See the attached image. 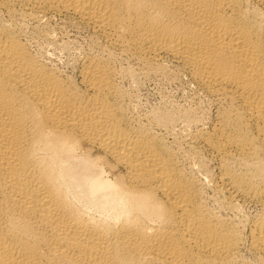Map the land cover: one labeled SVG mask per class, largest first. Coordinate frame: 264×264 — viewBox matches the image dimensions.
Masks as SVG:
<instances>
[{
  "label": "bare ground",
  "instance_id": "obj_1",
  "mask_svg": "<svg viewBox=\"0 0 264 264\" xmlns=\"http://www.w3.org/2000/svg\"><path fill=\"white\" fill-rule=\"evenodd\" d=\"M14 5L105 51L71 77L0 20V264H264V0H0ZM117 54L214 104L191 136L214 173L131 118Z\"/></svg>",
  "mask_w": 264,
  "mask_h": 264
},
{
  "label": "rangeland",
  "instance_id": "obj_2",
  "mask_svg": "<svg viewBox=\"0 0 264 264\" xmlns=\"http://www.w3.org/2000/svg\"><path fill=\"white\" fill-rule=\"evenodd\" d=\"M14 6L9 9L11 10L9 12L7 9V11L5 9H0L3 11L0 12V20L4 21V19H7L5 21H8L7 23H9V21L10 24L16 23L15 26L18 25V27L23 31V33L24 31L27 32V34L24 33L23 36L26 41H29L28 43H30V47H32L31 49L33 51L38 53L42 58L44 57V59L49 61L51 65L54 64V67H61L60 69L65 74H69L71 77L76 76L78 69L77 67L80 66L82 57L88 54H96L100 53L101 51H105L101 41L94 37L93 34L88 31L87 28H82V26L75 23L74 21H71L70 19H67V17L62 14L48 13L46 15L43 14L44 16L42 14V16H33L29 14L26 15L25 11H23L24 14L23 12H20L22 9L19 6L17 8H19L20 10L16 8L17 5ZM12 9L15 11H13ZM6 12L10 13V16H8L9 14H7ZM18 13H22L21 15L23 17L18 15ZM11 15L14 17H12ZM36 17H38L39 19ZM24 26L26 27V29L24 28ZM38 29L40 31H38ZM48 39L49 41L47 42ZM83 52H86L87 54H83ZM118 58L119 55H115L112 59V62L119 72L118 83L124 92V102L125 105H127L126 107L128 113L130 112L129 114L131 118L134 119L135 122L137 120H140V122L143 121L144 123L150 124L153 130H155L157 133L163 135L171 143L173 141V146L177 145L175 147L177 151L181 150L180 152H183V154L185 155V150L188 152H192L193 150L191 147V136L193 135V133H195L197 126L201 125L203 122V124L206 125L207 121H209L208 119L210 117V114H212L214 111V104H212L208 99L206 100V97H203L204 94L200 95L201 92H197V90L194 89L193 85L189 84L186 79V76H168V78L167 76L162 75H151L147 73L143 67H140V65L135 63L136 61L132 58L127 56H120V58ZM192 106L193 109L198 107L197 111L195 109V113H197L198 116L197 120H192L187 123L188 121L186 119H184L183 121L182 119L180 120L179 118H176V120L174 119L175 121L173 120L174 122H171V125H163L161 122L156 120L157 112L160 109H165L177 114L182 112L183 110L189 108L192 109ZM185 127H188L189 129H186ZM183 136L185 138H183ZM187 148L190 149L188 150ZM179 151L178 153L180 154V156H182V153H180ZM188 152L186 157L182 156V162L186 169H189V166L192 168L193 166H191V163L193 162V172L195 171L196 175H199L200 177H202L204 174L203 171L199 170L200 165L204 166V169H206V173L209 172V175H211V172H215L214 161L211 160L212 158H210L205 152L199 153L198 155H195L194 152H192V157L188 156ZM187 157L189 158L186 160ZM196 157L198 158L197 160L199 161V163L196 160ZM194 158L196 161L194 160ZM202 178H204V176ZM207 192L211 194V191L207 190Z\"/></svg>",
  "mask_w": 264,
  "mask_h": 264
}]
</instances>
